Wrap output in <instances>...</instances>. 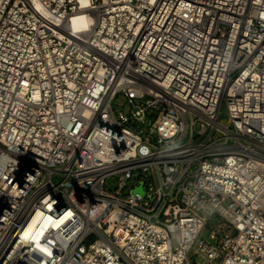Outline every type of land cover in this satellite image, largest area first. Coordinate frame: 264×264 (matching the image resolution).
<instances>
[{
	"label": "built area",
	"instance_id": "2783aa9c",
	"mask_svg": "<svg viewBox=\"0 0 264 264\" xmlns=\"http://www.w3.org/2000/svg\"><path fill=\"white\" fill-rule=\"evenodd\" d=\"M192 256L264 264V0H0V264Z\"/></svg>",
	"mask_w": 264,
	"mask_h": 264
},
{
	"label": "rangeland",
	"instance_id": "374dc122",
	"mask_svg": "<svg viewBox=\"0 0 264 264\" xmlns=\"http://www.w3.org/2000/svg\"><path fill=\"white\" fill-rule=\"evenodd\" d=\"M114 109L116 110V112L124 110L125 113L129 112L130 106L127 104V100L125 99V97L123 95H119L114 103H113ZM223 111L225 110V106L222 107ZM153 116H155L156 111H153ZM225 116V113L223 112L222 117ZM148 122V120H146L144 122V125H146ZM117 187V179L115 176H110L107 178L106 180V188L108 190H115ZM125 192H128V189L125 190ZM223 221V218L220 217L219 215H214L211 217L207 227L203 230L202 234H201V238L205 239V240H211L209 238V234L210 231L216 226L217 223Z\"/></svg>",
	"mask_w": 264,
	"mask_h": 264
},
{
	"label": "bare ground",
	"instance_id": "6f19581e",
	"mask_svg": "<svg viewBox=\"0 0 264 264\" xmlns=\"http://www.w3.org/2000/svg\"><path fill=\"white\" fill-rule=\"evenodd\" d=\"M90 17L84 14L74 15L72 17V26L77 30L87 29Z\"/></svg>",
	"mask_w": 264,
	"mask_h": 264
},
{
	"label": "water",
	"instance_id": "95a60500",
	"mask_svg": "<svg viewBox=\"0 0 264 264\" xmlns=\"http://www.w3.org/2000/svg\"><path fill=\"white\" fill-rule=\"evenodd\" d=\"M141 189L142 188H141V185H140V187L138 188V191H141ZM192 262H193V264H198L195 256H192Z\"/></svg>",
	"mask_w": 264,
	"mask_h": 264
}]
</instances>
